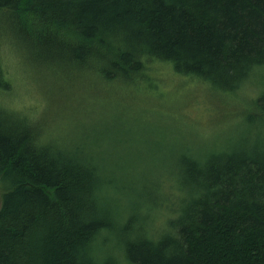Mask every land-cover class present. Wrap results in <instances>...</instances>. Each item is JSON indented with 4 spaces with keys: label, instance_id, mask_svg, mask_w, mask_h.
<instances>
[{
    "label": "trees",
    "instance_id": "16d2710c",
    "mask_svg": "<svg viewBox=\"0 0 264 264\" xmlns=\"http://www.w3.org/2000/svg\"><path fill=\"white\" fill-rule=\"evenodd\" d=\"M18 51L54 85L43 109L12 106ZM253 77L249 129L222 147L169 160L51 133L62 100L149 112L155 81L169 99L196 81L238 103ZM153 174L161 195L140 194ZM0 264H264V0H0Z\"/></svg>",
    "mask_w": 264,
    "mask_h": 264
},
{
    "label": "rangeland",
    "instance_id": "374dc122",
    "mask_svg": "<svg viewBox=\"0 0 264 264\" xmlns=\"http://www.w3.org/2000/svg\"><path fill=\"white\" fill-rule=\"evenodd\" d=\"M22 56L19 51L15 52V64L22 70L18 73L22 84L18 81L16 88L18 96L15 101H11L12 106L23 110H31V108L36 110L38 108L36 105H38L39 109H43L47 107L45 98L48 89L54 85L41 82V76L37 77L30 67L28 69V65L24 63L26 60ZM165 73L167 74L165 79L170 77L177 80L176 82L185 80L184 76L176 74L168 67ZM256 82H259V77L251 78L248 85L244 84L240 92L236 94L237 103L214 94L211 87L205 84L199 82L196 85V81H191L190 84L185 83L187 90L191 89L188 85L199 86L202 92L193 89L187 94V90H182L175 95L173 93L170 99L169 97L164 98L165 94H170L177 86L173 83L172 87L167 84L162 88L160 82L155 81V84L146 91L152 94V100L157 101L158 106L154 108L155 110H150L151 112L140 113L136 109V107L140 108L138 104L131 103L125 98L107 100L103 94H101L103 99L96 94L89 95L93 104L86 106L85 111L79 109L77 100H69L64 105L63 100L59 99L61 101L58 104L61 107L59 112L62 114L58 113L52 122L53 125L56 124V127L51 133L58 136L62 134L64 141L73 140L75 142H79V138L91 135L97 138L99 135L115 138L113 147L119 149L116 150L119 155H122L120 150L138 147L137 150L154 151L153 153L157 151L161 157L172 160L174 150L188 149L191 152H197L214 146L222 147L227 144L228 140H237L245 134L249 129L246 122L248 117L243 116L245 109H250L251 102H253L250 99L257 92ZM160 94H164L161 97L164 99L159 98ZM176 96H179L180 101H176ZM41 99L44 103L40 101ZM173 99L176 102L167 108L168 103L164 105V102L167 100L171 102ZM241 117L243 118L237 119ZM99 143H102L100 138ZM139 175L145 177L148 174L141 170ZM154 177L155 174L151 176L147 184L140 185V194L161 195L160 184L156 181L151 182ZM117 189L119 193L124 192L122 187Z\"/></svg>",
    "mask_w": 264,
    "mask_h": 264
}]
</instances>
